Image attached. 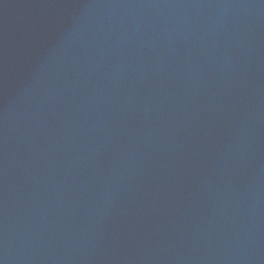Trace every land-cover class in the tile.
I'll return each instance as SVG.
<instances>
[{
    "label": "water",
    "instance_id": "95a60500",
    "mask_svg": "<svg viewBox=\"0 0 264 264\" xmlns=\"http://www.w3.org/2000/svg\"><path fill=\"white\" fill-rule=\"evenodd\" d=\"M0 264H264V0H0Z\"/></svg>",
    "mask_w": 264,
    "mask_h": 264
}]
</instances>
